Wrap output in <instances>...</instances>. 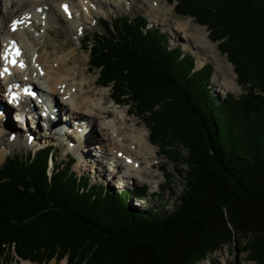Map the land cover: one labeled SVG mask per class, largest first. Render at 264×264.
<instances>
[{"label":"trees","instance_id":"trees-1","mask_svg":"<svg viewBox=\"0 0 264 264\" xmlns=\"http://www.w3.org/2000/svg\"><path fill=\"white\" fill-rule=\"evenodd\" d=\"M168 1L206 25L240 95L216 97L211 67L195 68L142 15L104 19V31L84 35L82 45L114 102L146 115L151 129L157 117L177 129L188 171L173 208L132 206L146 185L92 182L73 169L74 156L57 161L54 145L16 152L0 165V263L198 264L221 246L243 244L264 264V0ZM148 140L166 151L154 128Z\"/></svg>","mask_w":264,"mask_h":264},{"label":"bare ground","instance_id":"bare-ground-1","mask_svg":"<svg viewBox=\"0 0 264 264\" xmlns=\"http://www.w3.org/2000/svg\"><path fill=\"white\" fill-rule=\"evenodd\" d=\"M123 1L132 0L98 2L122 5ZM95 2L96 0H12L9 6L0 5V132L6 130L3 126H6V123H1L4 114L9 123L15 121L17 117L19 119L26 116L24 107L30 98L23 94L22 89L23 87L30 89L29 86H32L34 91L46 100L45 104L51 103L50 115L58 117L60 110L69 108V118L65 119L77 120L75 124L77 128L85 127L78 132L77 128L70 124L65 130L68 134L77 135L75 150L83 153L79 158L83 166L94 168V162L97 164L98 158L100 165L103 159H109L110 162L106 160V163L110 166V174L117 178L116 182L119 185L131 181L146 182L151 191L158 186L160 173L154 168V164L158 163L155 156L156 147L149 142L145 127L137 125V118L130 116L128 119L127 109H123L113 100V104H107L105 87L89 88L95 80H89V76L81 68L80 65L85 62V58L75 56L76 47L65 51L61 56L56 55L57 49L53 53L47 49L42 52L44 46L42 41L45 40V33L50 30L47 26L49 18L63 21L68 30H71L73 24L81 26L85 22L84 18H93L103 13L100 9L103 7H97ZM141 2L145 6L146 14L153 20L162 24L170 22L167 15L172 9L165 6L162 0ZM173 23L175 27L171 26L172 30L176 29L183 33L187 48H195L197 52L215 50V44L207 38L205 27L192 23L191 18ZM180 37L179 35L178 38ZM209 57L218 63L220 74L216 76L219 85L224 89L231 85L233 87L232 80L235 79L230 73L223 71L224 61L216 58L213 53ZM201 65L202 62L200 67ZM4 68L8 70L4 71ZM33 78L37 79L38 84L32 80ZM12 92H16L17 97L9 100ZM1 106L5 108L1 109ZM8 126L9 124L6 126L7 129ZM86 131L99 141L94 145L97 158L92 161L87 160L89 150L82 151L78 136L81 134L84 136ZM10 140L15 142V138ZM3 153L0 149V158ZM98 171L100 174L103 169ZM21 264L32 263L23 261Z\"/></svg>","mask_w":264,"mask_h":264},{"label":"rangeland","instance_id":"rangeland-1","mask_svg":"<svg viewBox=\"0 0 264 264\" xmlns=\"http://www.w3.org/2000/svg\"><path fill=\"white\" fill-rule=\"evenodd\" d=\"M11 1L12 0H1L0 5L1 7L5 4L9 6ZM98 1L100 0H96L95 3L97 4V7H103V9L100 8L101 12L103 11V13H101L99 16L96 15L93 18H84L85 22L81 26L77 27L75 26L76 24H73L72 26L74 27H72L71 30H68L66 24L63 21L56 20L52 17L49 18V23L47 26L50 28V30L49 32L45 33V40L42 41L44 42L42 52L46 51L47 49L48 51L53 53L55 49H57L55 51L56 55L61 56L64 54L65 51L76 47L75 56H83L85 58V62L81 63L80 65L81 68L84 70V73L89 76V80H95L93 83H91V85H89V88H97L100 86L105 87V89L107 90L105 94V100L107 101V104L111 105L114 103L110 95L111 90L107 86L99 85V73L95 69H90L89 54L88 51L82 45V41L84 40V35L98 31H104L102 20H111L121 15H126L130 18H133L136 15H142L147 20L148 27L159 29L167 35V39L169 42L168 46L179 47L182 53L191 54L195 60V68H199L201 62V66L208 65L209 67H211L209 86L212 90V93L219 99H222L227 93H231L236 96L242 93V89L237 82V76L233 70V66L228 61L225 54H222L218 50L217 42L211 41L207 36V38L215 44V50H213L212 52L199 50L197 52V49L195 48L186 47L187 42L185 41L183 33H179L178 31H176V29L172 30L171 26L175 27V24L173 23L174 21L181 22L185 18H191L192 23L205 27L208 35V29L206 25L200 24L194 19V17L176 14L174 11L175 2L170 3L168 0H162L165 6H169L172 9L171 12L167 15L170 22L162 24L159 23V21L153 20L151 17H149V15L146 14L145 6L141 2V0H129L130 2L123 1L122 5H109L108 3L102 4V2ZM179 35L181 36L180 38H178ZM210 53H213V55L219 60L224 61L225 66L223 67V71L230 73V75L235 79V81L232 80L234 82L233 87L231 85V87L229 86V88L224 89L219 85L216 76L217 74H220V71H218L217 68L218 63L217 61H214L213 59H211V57H209V55H211ZM86 66L87 69H85ZM32 80L35 82L37 81L36 78H33ZM36 84L38 83L36 82ZM3 87L5 86L3 85ZM5 100L6 99H4V101ZM28 103L31 102L29 101ZM116 104L120 105L123 109H127L128 119L131 117L137 118V125H143L148 135L149 131L154 128L159 138L163 139L162 141L167 144V146L165 147V152L162 151L161 148H159V143L158 145L152 144L156 147L155 156L158 159V163L154 164V168L157 169L158 173H160L158 177L159 184L158 186L154 187V190L150 191V186L146 182L131 181L124 185H119L116 182L117 178H115L114 175L110 174V166L108 163H106V160L107 162H110L109 159H103V162L101 163L102 165H100V159L98 158V160L96 161L97 164H95L94 162V168H91L88 165L83 166L82 162H80L79 159L81 154L83 153L80 150H75L76 140L78 139L77 135L75 133L68 134L65 132V130L67 129L66 127L68 125L70 126L71 124L73 125V127H75V124L77 123V120L65 119V117L69 118V108L60 110V112L58 113V117H48V119L46 118V121L39 113L33 112L26 113L25 117L22 116L19 117V119L17 117L15 121L9 123L6 120V115L4 114L1 118V123H6V126L9 124V126L7 129L6 126L2 124L6 130L4 132H0V149L4 152L3 156L0 158V165L4 161L5 157L8 155L14 154L16 152H29L32 150H36L41 145L51 144L56 146L58 149V152L56 153L57 161H61L62 159L67 160L68 155L74 156L77 161L73 164V169H75L79 174H88L92 182H101L102 184H104V186L113 190H123L125 188H134L143 184L146 185L147 190L143 198H131L130 203L132 206L141 209L147 207L156 211H170L173 208V204L176 202V198L181 193L185 183V176L188 171V165L185 160V157L187 155V148L185 147V145L182 144V141L180 140V135L171 122L164 123L162 118L157 117L154 122L158 126L155 125V127H152L151 129L149 127L150 124H148L149 120L146 118V115L141 117L137 114H133V107L129 106L128 104L117 102ZM3 108H5V106H1V109ZM49 125L52 126L49 127ZM85 125L86 123L84 124V126ZM88 127L90 129V126ZM76 128L77 127H75V129ZM84 129L85 127H78L77 131L80 132V130L82 131ZM78 136L80 137L82 151L84 150L85 152H87V150H89V156H87V160L90 159L92 161L96 159V148L94 150V145H97L99 141L94 139V137H92L88 131L84 133V136L83 134ZM11 138H15V142H11ZM99 169H103V172H101L100 174L98 173ZM161 188H163V190ZM243 248V244L221 246L218 250L209 254L204 260L200 261L198 264H257L255 261L250 260V257L246 254V252H244ZM23 261L30 262L29 260H20L18 258H15L12 262L4 263L3 261V263L0 264H21L23 263ZM30 263L67 264V260L66 258H63L59 262H56V260L51 259L49 262L44 263Z\"/></svg>","mask_w":264,"mask_h":264}]
</instances>
